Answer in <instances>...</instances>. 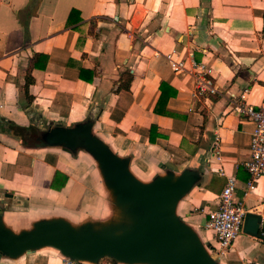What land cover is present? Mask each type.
Returning a JSON list of instances; mask_svg holds the SVG:
<instances>
[{"label":"crops","instance_id":"0c3cea01","mask_svg":"<svg viewBox=\"0 0 264 264\" xmlns=\"http://www.w3.org/2000/svg\"><path fill=\"white\" fill-rule=\"evenodd\" d=\"M172 49L186 66H209L216 92L195 97L192 76L165 56ZM263 94L264 0H0L2 224L19 233L44 219L100 228L126 217L87 150L44 135L25 143L30 128L89 121L139 181L195 175L175 213L217 264H264V239L243 224L223 252L205 227L229 176L235 199L264 220V177L246 186L253 123L233 109L256 108ZM43 248L55 249L0 253V264L62 263Z\"/></svg>","mask_w":264,"mask_h":264},{"label":"water","instance_id":"95a60500","mask_svg":"<svg viewBox=\"0 0 264 264\" xmlns=\"http://www.w3.org/2000/svg\"><path fill=\"white\" fill-rule=\"evenodd\" d=\"M90 128L89 121L57 125L43 139L91 153L127 221L100 228L85 223L76 228L62 219H44L29 230L13 233L0 217V253L15 257L51 246L63 257L80 262L96 263L107 256L128 264H217L196 232L175 213L178 199L191 188L195 175L184 170L178 176L157 175L150 182H141L129 172L128 159L113 153ZM242 230L264 239V220L246 212Z\"/></svg>","mask_w":264,"mask_h":264},{"label":"built area","instance_id":"2783aa9c","mask_svg":"<svg viewBox=\"0 0 264 264\" xmlns=\"http://www.w3.org/2000/svg\"><path fill=\"white\" fill-rule=\"evenodd\" d=\"M172 70L176 73H187L194 80L193 95H201L216 92L211 80V68L203 62L191 60L189 66L185 65V60L177 58L176 49H172L166 55ZM233 109L244 113L253 123V130L250 138V154L244 162V167L249 174L246 183L248 190L254 188V181L264 177V94L258 107L235 104ZM236 179L229 176L218 196V207L208 211V219L205 227L214 232L217 246L214 250L223 252L228 249L233 240L241 232L244 216L247 209L241 202L235 199ZM212 251L213 247H207ZM82 262L68 257H63V264H80Z\"/></svg>","mask_w":264,"mask_h":264},{"label":"rangeland","instance_id":"374dc122","mask_svg":"<svg viewBox=\"0 0 264 264\" xmlns=\"http://www.w3.org/2000/svg\"><path fill=\"white\" fill-rule=\"evenodd\" d=\"M113 221H116L117 223L118 222H122V221L123 222H126L127 221V218L126 217H123L122 218V216L120 215L118 218H115V220H113ZM59 253L60 252L58 250L53 249V248H43V251L39 252V255L49 256V257H55ZM61 264H63V260H62V263ZM80 264H128V263L118 262L115 259L106 256V257L101 258L96 263H90L88 261H85V262H82ZM133 264H137V263H133ZM138 264H145V263H138Z\"/></svg>","mask_w":264,"mask_h":264},{"label":"trees","instance_id":"16d2710c","mask_svg":"<svg viewBox=\"0 0 264 264\" xmlns=\"http://www.w3.org/2000/svg\"><path fill=\"white\" fill-rule=\"evenodd\" d=\"M30 67V66H29ZM131 75L127 73V79H131ZM119 86H121L122 88H129V86L127 84H124V83H121ZM156 128L154 126H151V132H150V135H149V140L150 142H153L154 141V135L152 133V131H154ZM29 136L27 139H25V143L26 144H30V143H33L34 142V137L37 136L39 138H41V136H43L44 134L41 133L40 131H38L36 128H30L29 130Z\"/></svg>","mask_w":264,"mask_h":264},{"label":"bare ground","instance_id":"6f19581e","mask_svg":"<svg viewBox=\"0 0 264 264\" xmlns=\"http://www.w3.org/2000/svg\"><path fill=\"white\" fill-rule=\"evenodd\" d=\"M138 264V263H137Z\"/></svg>","mask_w":264,"mask_h":264}]
</instances>
